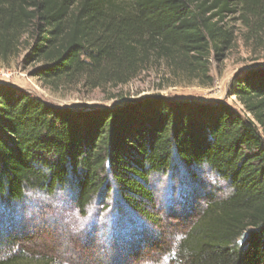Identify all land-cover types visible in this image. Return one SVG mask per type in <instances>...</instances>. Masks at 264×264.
<instances>
[{
    "label": "trees",
    "instance_id": "trees-1",
    "mask_svg": "<svg viewBox=\"0 0 264 264\" xmlns=\"http://www.w3.org/2000/svg\"><path fill=\"white\" fill-rule=\"evenodd\" d=\"M234 20L264 44V0H0V58L17 53L27 35L26 61L49 84L122 85L161 60L174 75L210 86L211 61L231 46ZM228 95L243 109L155 94L79 110L0 83V202L67 191L83 213L95 201L108 207L115 192L116 204L160 234L150 178L176 162L189 170L208 161L232 193L205 199L183 231L179 259L264 264V68L236 76ZM9 245L0 264H57L22 240Z\"/></svg>",
    "mask_w": 264,
    "mask_h": 264
},
{
    "label": "rangeland",
    "instance_id": "rangeland-1",
    "mask_svg": "<svg viewBox=\"0 0 264 264\" xmlns=\"http://www.w3.org/2000/svg\"><path fill=\"white\" fill-rule=\"evenodd\" d=\"M230 24L235 38L221 60L212 59L210 75L214 80L210 86L174 75L161 60L153 61L122 85L90 89L82 82L49 84L32 74L36 63L26 61L31 42L27 35L17 53L8 59L0 58V83L24 90L52 105L79 110L114 108L155 94L198 103L226 102L242 110L234 95L228 93L236 76L264 68V44L251 38L239 20ZM207 170H187L176 162L167 172L150 178L155 197L152 211L159 217L160 234L143 216L124 204H116L115 192L110 193L107 216L101 218L103 206L96 201L85 212L79 211L83 215L91 210L83 227L73 216L77 207L67 191L52 195L28 191L19 202H0V258L11 252L9 242L16 239L22 240L29 251L56 257L57 264H171L174 233L186 231L208 196L221 197L220 190L203 179Z\"/></svg>",
    "mask_w": 264,
    "mask_h": 264
},
{
    "label": "clouds",
    "instance_id": "clouds-1",
    "mask_svg": "<svg viewBox=\"0 0 264 264\" xmlns=\"http://www.w3.org/2000/svg\"><path fill=\"white\" fill-rule=\"evenodd\" d=\"M202 164L205 169H208L203 174V179H205V181L209 185H211L212 188L219 189L220 191L218 194L221 195L223 198H227L229 195H231L232 189L228 186L227 178L220 175V173H218L214 168H212L208 161H203ZM109 212L110 208L103 206L101 209V218L107 216ZM73 216L80 224V227H83L84 223H86L91 216V210H88L85 214L82 215L77 209L73 211ZM185 239L186 235L183 232H176L172 237L170 251L177 254L173 257V259L175 260V264H183V261L179 259L178 254L180 252L181 243ZM157 264H159V262H157Z\"/></svg>",
    "mask_w": 264,
    "mask_h": 264
}]
</instances>
